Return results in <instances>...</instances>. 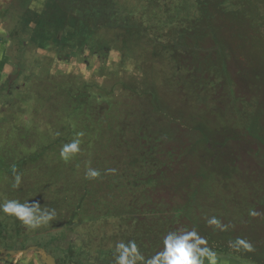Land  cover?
Instances as JSON below:
<instances>
[{"label":"trees","instance_id":"1","mask_svg":"<svg viewBox=\"0 0 264 264\" xmlns=\"http://www.w3.org/2000/svg\"><path fill=\"white\" fill-rule=\"evenodd\" d=\"M134 1L147 5L133 10L135 16L122 7V0H116L112 6L96 11L100 23L79 24L84 39L96 36L92 44L86 40L81 44L85 55L82 62L89 63L81 65V81L101 95L91 104L100 111L107 109L104 97L110 92L116 95L117 90L122 99L114 108L118 122L124 125L121 118L136 112L137 120L129 129L136 132L135 138L141 141L145 136L139 134H161L160 145L146 144L152 151L161 149L160 156L152 151L125 155L131 158L129 171L135 186L129 191L136 200L128 202V213L118 222L122 229L116 236L123 237L125 242L136 240L141 253L148 258L162 249L163 237L169 231L195 227L218 255L252 260L237 255L217 240V232L208 231L206 219H220L225 209L227 214L240 213L246 222L253 223L249 211L250 198L255 195L254 178L243 172L240 151L255 155L259 147L264 148V135L249 140L244 134V129L250 130L255 122L264 130V0H184L186 5L175 9V15L167 5L162 9L163 2L168 0ZM142 11L151 16L146 19ZM160 23L168 26L161 27ZM72 52L79 51L75 48ZM162 69L168 73L172 70L180 79L178 89H171L177 102L172 108L163 106L167 117L178 119V137L174 140L171 124L160 129L163 126L156 108V89V98L143 94L144 90L154 88L147 82L149 87L142 88L146 74H159ZM127 83L128 96L122 88ZM209 90L210 116L219 123L216 128L207 123L210 116L203 113L204 96ZM134 91L141 97H135L137 105L132 107L129 100ZM176 104L188 109L194 104L195 111L199 108L200 119L191 122L190 117H184L187 107L175 112ZM121 132L124 133V126ZM250 132L254 133L253 127ZM208 144L213 149L209 169L205 155ZM137 147L144 150L143 145ZM260 174L264 177V172ZM231 227L221 238L232 234ZM113 251L100 249L91 257L82 256V260L85 264H114Z\"/></svg>","mask_w":264,"mask_h":264},{"label":"rangeland","instance_id":"2","mask_svg":"<svg viewBox=\"0 0 264 264\" xmlns=\"http://www.w3.org/2000/svg\"><path fill=\"white\" fill-rule=\"evenodd\" d=\"M31 4L38 7L40 1ZM164 5L169 6L175 15V9L186 4L184 0H168L166 4L163 2L162 9ZM125 6L128 14L135 16L133 10H142L147 5L129 0ZM151 8L154 9L153 6ZM142 12L146 19L151 16L148 11ZM61 16L62 21L61 18H49L47 15L39 23H21L19 31L10 23V38L14 36L15 46L18 47L15 55L19 61V87L0 92V202L11 199L21 203L38 201L41 206L55 209L56 218L48 227L31 230L14 217L0 213V233L7 236L14 233L13 249L16 251L30 245H33L30 248L37 247L34 245L40 243L42 246L39 248L59 262L85 264L82 256L91 257L100 249L113 250L116 243L123 241V237L116 236L118 230L122 229L117 224L128 213L129 203L136 200L130 197L129 191L135 183L133 173L129 171L132 168L131 158L124 155L128 149L121 137L124 125L118 122L114 111L121 99L119 92L115 89L116 95L110 92L104 97L108 108L103 111L91 104L101 95L85 87L81 81L83 72L79 70L78 56L72 51L62 50L61 45L69 40L68 35H75L66 32L73 24L64 22L69 16L65 13ZM47 18L49 21H45ZM160 26H168V23H160ZM73 44L77 42H71L74 50ZM3 63L8 72V63L6 60ZM158 72L146 74L144 78L149 82L146 79L142 88H148L147 83L153 84L154 88L148 89V92L144 90L143 94L156 98L153 92L156 89L160 101L172 108L178 97L167 85L160 83L166 71L162 69ZM3 79L0 77V82ZM126 91L128 96V87ZM131 95L129 102L134 107L137 105L135 97L141 96L137 91ZM137 114L129 112L121 118V122L133 123L137 120ZM209 118L210 126L216 128L219 125L217 119ZM252 127L254 133L250 132ZM252 127L250 130L244 129L249 140H256V135H264L259 122L253 123ZM78 132L85 133L80 138L81 150L66 162L60 157L61 148L71 143ZM256 153L240 151V164L245 169L243 172L250 174V179L253 171H259L260 164H264V148L259 147ZM13 166L22 175L18 188L12 187ZM88 166L99 170L101 177L86 180ZM109 168L116 169V172L107 173L105 170ZM261 186L264 193V183ZM258 213L257 218L262 222L260 232L253 228V223L246 222L244 216L238 213L232 216L225 209L221 211L220 219L222 224L227 225L225 231L228 232L232 221L233 232L224 239L221 237L225 231H215L216 239L227 247L229 240L237 237L249 240L255 250L236 254L264 264V211ZM3 223L8 228L2 226ZM208 227L209 232L215 233L214 226ZM7 242L5 237L0 239V250H9L6 249ZM14 259L16 262L9 256L0 257V261L7 264H44L34 251H27L24 256Z\"/></svg>","mask_w":264,"mask_h":264},{"label":"flooded vegetation","instance_id":"3","mask_svg":"<svg viewBox=\"0 0 264 264\" xmlns=\"http://www.w3.org/2000/svg\"><path fill=\"white\" fill-rule=\"evenodd\" d=\"M34 1L36 2L37 0H0V30L3 31V35H4V42L6 45V50H5V59L6 62L8 63L7 65L10 67V70L3 76V80L0 82V92L2 90H6V92L8 90L11 91V89L13 88H18V84H17V80H18V60H17V56L15 55V53L17 52V48L15 46V41H14V36L12 38H10V23L13 24V27H16V30L19 31L20 28V24L21 23H39L41 22L42 18H46L47 15H49V18L51 17H57V18H61L60 21L64 20L62 19V13H65L67 16H69L68 19H65L64 22L66 23H73L71 27L67 28L66 32H69L70 34H76L75 36L72 35H68V42L61 45L62 50H68V51H73V47L71 45L72 41H76L78 44L77 47H75L77 49V51H79L77 54L79 61V70L82 73L83 71V67H81V65L85 64L88 65V61L87 60H83L84 62H82V58L85 55H82V46L81 45L85 40L88 41L89 43H93L94 39L96 36H89V38L87 39V37L84 39V37H82L81 33H79V24L81 23H100L98 20V9H103V8H107L112 6V4L114 3V1L116 0H39L40 1V5L38 7H33L31 3H34ZM123 1V7L125 8V4L126 2L128 3L129 0H122ZM103 16V14H102ZM49 18H47L45 21H49ZM91 18V19H89ZM30 21V22H29ZM74 23H77L78 26H74ZM104 23V22H101ZM97 30L94 32L96 33ZM79 33V34H78ZM78 34V35H77ZM85 41V42H86ZM70 43V44H69ZM16 47V48H15ZM74 53V52H73ZM87 56H93L92 54L87 53ZM166 64H170V65H174V62L171 63H166ZM180 79L177 77V75L174 74V72L171 70V72H169L168 74L162 76L161 82L163 85H167L170 89H172L173 91H176L178 89V81ZM130 83L125 84L124 90H126V87L129 88ZM206 89V87H204ZM204 89V90H205ZM207 96H204L206 99V104H204V108H203V113L204 115L210 116L211 114V101H210V90L207 91ZM190 103V101H189ZM192 104V103H190ZM177 107L175 106V112L179 109H183L187 106L185 105H178L176 104ZM194 105V104H193ZM193 105H190V110L186 109V114L184 115V117H190L189 120L191 122H195L197 120L200 119L199 116V108L197 111H195L193 109ZM165 104L160 101L157 102V111L160 114V118H159V123L163 126L160 127V129L163 128H168V125L171 124V132H172V138L177 139L178 137V132H177V127H178V119H173L170 117H167V113L164 111V107ZM184 110V109H183ZM190 115V116H189ZM189 121V122H190ZM124 133L121 134L124 145L128 146L127 154L124 153V155H131L134 151H142L141 155H145L146 152H151L152 151V146H157L160 145L161 142H159L158 138H161V134H156V135H151V134H147V133H142L139 134V136L143 137L145 136V139L147 137V135H149V139L145 140L144 138L141 139V141L136 136V132H131L129 131V129L131 128V124H134V122H130V121H125L124 122ZM208 124H210V122H207ZM128 127H127V126ZM209 126V125H208ZM126 130V131H125ZM162 133V132H161ZM123 136H126V138H124ZM149 144L151 147H147L146 144ZM174 144V143H173ZM143 145L144 146V150L141 148H138L137 146ZM173 147V146H172ZM211 145L208 144V151H206V167L207 169H209V167H211V163L213 162L211 159ZM119 150V149H118ZM213 150V149H212ZM153 153L156 154V156H160V152L161 149L156 148L154 149V151H152ZM174 153V152H173ZM257 155V154H255ZM214 160V159H213ZM260 173L261 171L264 172V164H260ZM259 171H257V169H255L253 171V187H254V193L255 195L252 196L251 199V204L252 207L250 208V210H255L257 213L264 211V193H263V188L262 186L259 187L260 185H262V183H264V177H262L263 175L259 173ZM239 215L244 216L240 213H238ZM258 216V215H257ZM253 217V228L256 229L258 232H260L262 230V222H260V218ZM263 220V219H262ZM3 225L5 227L8 228L7 224L3 223ZM11 235H5L3 233H0V239H3V237H5L9 242H7L6 244V249L8 248V251H14L15 249H13L14 246V233L11 232ZM13 237V239H12ZM38 243V242H37ZM33 245L28 246L27 248H30ZM34 246L37 247H41L42 244L38 243L35 244ZM25 249V248H24ZM16 251V250H15ZM9 256V255H8ZM57 263H59V260H56Z\"/></svg>","mask_w":264,"mask_h":264},{"label":"clouds","instance_id":"4","mask_svg":"<svg viewBox=\"0 0 264 264\" xmlns=\"http://www.w3.org/2000/svg\"><path fill=\"white\" fill-rule=\"evenodd\" d=\"M84 132H78L71 143L62 146L60 157L69 161L79 153L81 148V137ZM107 173H115L116 169L109 168ZM13 188H18L22 182V175L17 172L15 166L12 168ZM101 177V172L90 166L86 168L85 179L96 180ZM0 213L14 217L23 226L31 230L50 226L56 218V210L41 206L38 201H25L21 203L16 199L0 202ZM259 215L255 210L249 211V216ZM208 226H214V230L225 231L227 225L222 224L216 216L206 219ZM228 246L234 252H253L255 249L252 243L242 237L229 240ZM114 264H220L218 253L209 246L208 240L201 236L195 227L191 229H177L169 231L162 240V249L154 255L146 258L141 253L136 240L130 239L127 242L120 241L115 244L113 251ZM3 264V261H0Z\"/></svg>","mask_w":264,"mask_h":264},{"label":"crops","instance_id":"5","mask_svg":"<svg viewBox=\"0 0 264 264\" xmlns=\"http://www.w3.org/2000/svg\"><path fill=\"white\" fill-rule=\"evenodd\" d=\"M3 34H4L3 31L0 30V77H3L7 73V70L5 69L4 63H3L6 60L5 59V50H6L5 46L6 45H5V42L3 40V37H4ZM2 45H4V47ZM2 226H4V225H2ZM29 249L30 248H27V247L25 249H20V250L15 252L16 254L9 255V257H11L14 260V262H16L14 258L18 257L20 255L24 256L25 253L22 251H26ZM6 256H8V255H6ZM0 257H2V255H0ZM218 257L220 260V264H259L258 262L253 261V260H248V259L240 258L238 256L236 257V256H232V255H227V254L218 255ZM3 264H7V263L3 262Z\"/></svg>","mask_w":264,"mask_h":264},{"label":"water","instance_id":"6","mask_svg":"<svg viewBox=\"0 0 264 264\" xmlns=\"http://www.w3.org/2000/svg\"><path fill=\"white\" fill-rule=\"evenodd\" d=\"M27 251H34L38 254L40 260L42 263L44 264H58L56 262V260L54 259V257L50 256L49 254L46 253V251L43 248H39V247H32L29 250L26 251H22V252H27ZM16 251H4V250H0V255H14Z\"/></svg>","mask_w":264,"mask_h":264}]
</instances>
